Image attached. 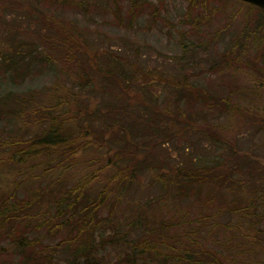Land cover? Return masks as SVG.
<instances>
[{
	"label": "trees",
	"instance_id": "trees-1",
	"mask_svg": "<svg viewBox=\"0 0 264 264\" xmlns=\"http://www.w3.org/2000/svg\"><path fill=\"white\" fill-rule=\"evenodd\" d=\"M91 1L0 0V79L18 84L55 68L56 63L70 64L72 81L87 78L88 65L94 62L83 54L88 50L83 35L56 12L83 9ZM120 1L103 0L118 11ZM186 1L184 19L194 25L204 23V17H195L193 9L198 4L206 9L209 0ZM233 1L237 11L245 7L244 24L217 52V60L209 68L233 79L243 68L251 67L261 83L264 10ZM125 2L122 10L128 25L143 7L148 8L152 21L158 17V6L147 0ZM222 30L218 28L213 36ZM253 41L257 53L247 58V45ZM117 67L102 72L110 79L117 76L119 84H113L109 100L98 106L101 115L96 119L97 109L79 103L71 88L66 94L54 90L45 97L35 90L0 94V173L7 171L0 181L9 175L7 181L15 182L10 189L0 191V264H264L260 202L238 198L233 191V202L226 204L231 215H253L248 229L238 231L241 254L210 247L197 232L172 230L173 222L168 220L149 225L138 215L140 225L134 228L120 229L115 223L113 210L123 187L135 183L140 172L154 168L155 147L180 139L188 131H199L206 140L221 141L213 144L230 153L228 158L185 165L162 160L167 168L156 170L154 177L166 194L179 200V196L184 198L207 187L206 192L223 198L236 183L242 184L246 173L255 188L259 186L256 191L264 188V164L250 153L239 152L221 123L207 118L214 112L236 118L257 115L240 105L230 89L210 92L179 74L173 84L168 83V99L161 98L160 103L156 97L141 100L131 90L134 72ZM257 116L259 121L261 116ZM97 122L101 125L94 126ZM114 128L121 133L111 140L104 138ZM256 129L264 132L263 125ZM27 181L35 184L32 194H17L18 183Z\"/></svg>",
	"mask_w": 264,
	"mask_h": 264
},
{
	"label": "rangeland",
	"instance_id": "rangeland-1",
	"mask_svg": "<svg viewBox=\"0 0 264 264\" xmlns=\"http://www.w3.org/2000/svg\"><path fill=\"white\" fill-rule=\"evenodd\" d=\"M147 1L158 6V17L152 21L153 17L148 8L143 7L142 13L130 25L122 10L127 6L125 0L117 3L122 6L120 11L114 9L111 2L107 6L103 0H92L90 5L83 9L56 12L81 31L88 47L87 52L82 53L86 58L91 57L94 62L93 65H88L89 76L72 81L70 64L56 63L55 68L53 66L52 69L26 78L18 84L0 79V94L7 90H35L41 91L39 95L45 97L51 96L54 90L66 94V89L71 88L76 92L74 98L79 103H86L88 109H97L96 119L99 113L101 115L98 106H103L101 103L109 100L110 92H114L113 84H119L114 74L111 79L102 75L107 69L123 66L126 71L134 72L130 78L131 90L140 96L141 100L156 97L158 103L161 98H169L168 83L173 84L179 74H184L188 81L210 92H224L230 89L240 105L251 108L261 116L257 121V115H240L241 117L236 118L214 112L207 118L209 121L221 123L227 132L224 134L232 137L239 152L250 153L253 159L264 164V132H257L256 129V126H264V80L257 82V75L251 67L243 68V72L236 73L237 78L233 79L224 73H215L216 68H209L217 60V52L239 33L244 24L245 7L237 11V3L233 0H209L206 9L200 7V4L193 9L195 17H204V23L194 25L192 21L184 19L186 0ZM221 2L224 4L221 5ZM10 16L12 18V15ZM4 19L10 21L9 16ZM14 19H17L15 13ZM218 28H223L222 33L217 37L213 36ZM255 43L256 41H253L247 45V58H252L257 53ZM115 61L119 64L116 65ZM96 66H99L100 70L95 71ZM131 111L134 110L129 112ZM133 115L131 117L136 116ZM104 121L108 123L106 118ZM97 123L94 126L101 125ZM119 133L121 132L115 129L105 133L104 138L111 140ZM213 141L206 140L199 131H188L183 133L180 139L174 138L163 147H155V158L151 162L154 168L140 172L135 183L123 187L120 199L115 204L114 221L120 229L140 225L138 215L144 219L141 220L143 223L149 225L160 219L168 220L173 222L172 230L197 232L208 246L241 254L237 247L238 231L241 228L244 231L248 229V225L253 222L250 221L253 220V215L248 213L246 218L231 215L226 204L234 200L232 191L238 198L260 202L258 212H264V188L260 189L262 191H256L259 186L255 188L248 173L244 175L250 178L242 176V184L236 183L234 190L225 193L223 198L217 193L211 195L206 192L205 187L190 192L184 198L179 196V200H174L172 194H166L164 187L157 184L154 177L159 170L163 172L167 168L162 164V160L169 164L185 165L228 158L230 152L222 150L217 144H213ZM5 173L7 174V171L0 173V178ZM10 178L11 176L6 175L3 181H0V191H6L15 184L7 181ZM18 184L17 194H32L34 183L27 181ZM137 210L141 213H137Z\"/></svg>",
	"mask_w": 264,
	"mask_h": 264
},
{
	"label": "water",
	"instance_id": "water-1",
	"mask_svg": "<svg viewBox=\"0 0 264 264\" xmlns=\"http://www.w3.org/2000/svg\"><path fill=\"white\" fill-rule=\"evenodd\" d=\"M240 1L252 4L264 10V0H240Z\"/></svg>",
	"mask_w": 264,
	"mask_h": 264
}]
</instances>
